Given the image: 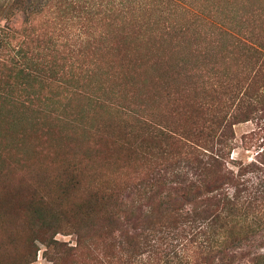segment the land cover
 Returning a JSON list of instances; mask_svg holds the SVG:
<instances>
[{
  "label": "rangeland",
  "instance_id": "obj_1",
  "mask_svg": "<svg viewBox=\"0 0 264 264\" xmlns=\"http://www.w3.org/2000/svg\"><path fill=\"white\" fill-rule=\"evenodd\" d=\"M208 150L263 161L264 0H0V264H156L123 218Z\"/></svg>",
  "mask_w": 264,
  "mask_h": 264
},
{
  "label": "trees",
  "instance_id": "obj_2",
  "mask_svg": "<svg viewBox=\"0 0 264 264\" xmlns=\"http://www.w3.org/2000/svg\"><path fill=\"white\" fill-rule=\"evenodd\" d=\"M218 118H212L210 125ZM132 152V163L141 168L142 148ZM208 152V161L196 156L192 166L187 163L178 168L180 188H170L172 192L160 196L153 209L135 214L129 206L131 215L123 218L118 237L123 234L133 249L140 247L149 263L175 257L179 264H264V157L261 165L241 166L235 173L220 150ZM189 170L198 171L195 183ZM140 172L131 185L135 195L144 190ZM247 173L256 176L247 178ZM138 236L140 242H136Z\"/></svg>",
  "mask_w": 264,
  "mask_h": 264
}]
</instances>
